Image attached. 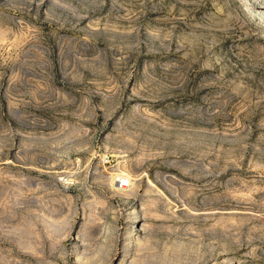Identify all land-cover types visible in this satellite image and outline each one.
<instances>
[{"label": "rangeland", "instance_id": "374dc122", "mask_svg": "<svg viewBox=\"0 0 264 264\" xmlns=\"http://www.w3.org/2000/svg\"><path fill=\"white\" fill-rule=\"evenodd\" d=\"M0 264H264V0H0Z\"/></svg>", "mask_w": 264, "mask_h": 264}, {"label": "bare ground", "instance_id": "6f19581e", "mask_svg": "<svg viewBox=\"0 0 264 264\" xmlns=\"http://www.w3.org/2000/svg\"><path fill=\"white\" fill-rule=\"evenodd\" d=\"M113 176H114V175H113ZM115 178H117V179H121V178H122V179H124V180H126V181L129 180V181L133 182V181H132L133 178H131V176L128 175V173H124V172H120L118 175L115 176ZM115 178H114V179H115ZM108 179H109V178H108ZM110 184H111V183H110ZM114 186H115V187L117 186V185H116V182H115V185H114ZM128 187H129V186H128ZM112 188H113V187H112ZM116 188H117V187H116ZM118 189H119V188H118ZM122 190H124V189H122ZM122 190L119 189V191H122Z\"/></svg>", "mask_w": 264, "mask_h": 264}, {"label": "built area", "instance_id": "2783aa9c", "mask_svg": "<svg viewBox=\"0 0 264 264\" xmlns=\"http://www.w3.org/2000/svg\"><path fill=\"white\" fill-rule=\"evenodd\" d=\"M129 186V183H128V181H126V180H124V179H119L118 180V187H119V189H126L127 187Z\"/></svg>", "mask_w": 264, "mask_h": 264}]
</instances>
